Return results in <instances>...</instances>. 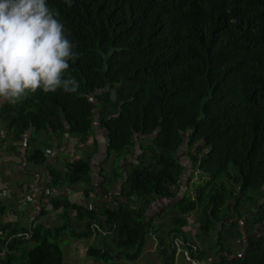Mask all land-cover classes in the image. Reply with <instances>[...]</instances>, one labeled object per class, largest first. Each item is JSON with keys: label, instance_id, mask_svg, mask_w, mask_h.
Returning <instances> with one entry per match:
<instances>
[{"label": "trees", "instance_id": "obj_1", "mask_svg": "<svg viewBox=\"0 0 264 264\" xmlns=\"http://www.w3.org/2000/svg\"><path fill=\"white\" fill-rule=\"evenodd\" d=\"M47 3L81 54L65 73L79 88L0 103V167L14 172L2 156L20 146L10 142L26 141V161L35 166L46 164L44 149L60 142L85 157L48 163L49 181L36 203L32 196L19 202L17 191L12 196L0 182V264H65L71 252L60 243L90 238L86 261L134 264L154 233L163 264H174L175 239L195 245L184 231L191 212L196 239L206 245L195 254L188 248L192 261L210 264L206 251H213L218 260L211 264H264V0ZM95 122L108 134L113 173L103 171L105 162L91 167L99 148ZM28 132L34 135L25 140ZM87 140L92 144L78 153ZM195 171L202 181H190ZM64 184L69 194L93 196V208L69 195L49 196ZM161 198L171 200L166 209L174 214L167 239L148 215ZM52 211L60 222H36Z\"/></svg>", "mask_w": 264, "mask_h": 264}, {"label": "clouds", "instance_id": "obj_2", "mask_svg": "<svg viewBox=\"0 0 264 264\" xmlns=\"http://www.w3.org/2000/svg\"><path fill=\"white\" fill-rule=\"evenodd\" d=\"M64 3L71 8L74 0ZM58 16L47 0H0V103L22 102L38 90H78L65 73L81 54Z\"/></svg>", "mask_w": 264, "mask_h": 264}, {"label": "rangeland", "instance_id": "obj_3", "mask_svg": "<svg viewBox=\"0 0 264 264\" xmlns=\"http://www.w3.org/2000/svg\"><path fill=\"white\" fill-rule=\"evenodd\" d=\"M96 114H97V110H96ZM94 124H96V122ZM95 127H99V125L97 126V124H96ZM45 142H46V140H45ZM35 144L38 146V148L42 149L43 148L42 146L45 143L41 144L40 141H38ZM59 144H63V143L60 142ZM70 144L71 143H67L66 145L68 147H71L72 144L71 145ZM91 144H92L91 140H87L86 145H83L84 147H82L81 144H78L76 146L77 150H78V153L80 152L81 148H85V147H87V146H89ZM30 145H31V143L29 144V146ZM90 149H86L85 151H90ZM98 152H99V154L96 157L93 158L94 162H97L99 157H103L105 155V153H106L105 147L99 146ZM44 153L49 154V150L44 151ZM8 155L9 154L7 152L5 154L4 153L2 154V156H4L3 158L5 160H6V158H8ZM183 155H184V153H183ZM74 156L82 157V158L85 157V156L77 155L76 153H74ZM62 157H64V156H62ZM70 157L72 158L71 155H67L65 157L67 160H64L65 158L64 159H60V161H61L60 165H63L64 162L67 163L68 161H71ZM183 161H185V158H183ZM0 162L3 164L2 160H0ZM104 162L106 164L104 166V170L103 171L106 172V173H111V172L113 173V169L111 167V164H114V163L112 162V159L111 158H106V160ZM65 165L63 166L64 168H65ZM188 165H190L189 162H188ZM29 167L32 168L30 170L40 171V174L42 175L43 170L40 169L41 168L40 166L37 167L35 165L29 164ZM63 169H61V170L59 169V170L62 172ZM189 175H190V173L188 172L186 174L185 182L187 181V177L189 178ZM94 176L96 177L97 175L94 174ZM202 176L199 175L198 171H195L193 177L190 178V181H192V180L193 181H195V180L202 181L204 179ZM27 180H30V178L27 177ZM5 181H8L9 188H10L14 184V182L15 181H19V179L17 177H14V175H12V174H7L6 172L4 173L3 170L0 167V182L3 185V182H5ZM82 186H84V185L82 183H80V182L75 184L76 188H80ZM41 187L43 189V185H41ZM61 188H62L61 190L53 189L50 192L49 196H52L53 194L69 195V198L72 201L78 202L79 204H82L83 206H85L88 209L93 208V202H91L90 199L83 198L81 196V192H82L81 190H79L80 191L79 193H78V191H76V192H73V194H69V187H67L66 184H64ZM185 188H186V186H184L182 188V190L180 191V193L178 195L179 197H181V195L183 194V191L185 190ZM45 192H49V191L45 190ZM21 194L17 195V199H19V196ZM43 200H44V202L49 204V197H45ZM158 200H160V201H158ZM158 200L153 201L152 204L149 205L148 215L150 217L154 218V225L156 226L157 229H159V235L161 237H163V239H167V235L170 232V230L175 228V223L173 221V215L174 214H173L172 208L170 207V208L166 209L167 206H171V200L169 198H163V200L161 198V199H158ZM132 202L134 203V198L132 199ZM163 203H164V205H163L164 207L162 206ZM41 208H42V206H41ZM46 208L49 211H51V209L49 208V205H47ZM165 209H166V211L164 212L163 210H165ZM18 211H20V210H18ZM27 211H30V208H27ZM39 211H40V209H38L36 212L39 213ZM161 212H162V214H161ZM11 213H12V211H11ZM58 213L59 212H57V211H52V212L48 213L47 216L44 217L43 219H37V222H41L42 221L45 224H52V223L56 224V223L60 222V217H59ZM13 214H16V212L13 213ZM69 214L72 217L74 216V212H69ZM26 215L27 214H24V215H22L20 217V215L17 214L18 220L22 221L23 223H25L27 221L26 220ZM12 217H13V215H12ZM2 218H3V220H7L8 217L4 218L2 216ZM196 218H197V214L194 213V212H191L188 215L187 224L184 226V231L187 234L189 240L194 241L195 245H193V247H191L190 242L184 243L181 238L175 239L174 240V246L176 248V255H175V263L174 264H203V262H201V261L200 262L192 261V258L190 257V251H189V249H191V252L195 254L197 250L202 251L203 246H206V245L200 244L197 241V239H196V234L198 232V229H197V223L198 222H197ZM80 224H81V226H83V223H80ZM219 228H220V226H219ZM156 237H158V234L154 233L152 235V237H150V238H148L146 240V243H147L146 244V249L142 253L141 257L136 261L137 264H163V260H162V257L160 255V252H158V243H157ZM244 238H246V237H244ZM89 240L93 241L92 238H90ZM82 242H83L84 245L86 244V240H84ZM183 245H184L185 248L182 247ZM238 245H239L238 242L231 241L230 249L232 251H239ZM60 246L62 247V250L65 251V254L70 253V252L74 253L76 251L75 250V245H72V243H70L69 247H65L66 245L64 243H60ZM84 253H85L84 249L81 250L80 254H81L83 259L85 257ZM206 253H207V255H206L207 256V260L206 261L209 262L210 264L212 262H215V261L218 260V258H215L213 251H206ZM71 257L75 258V259H78V260H76L74 262L73 259H70V262L68 264H80L79 258H81V257H78L77 255H71ZM125 263H128V262H123V264H125ZM65 264H67V259L66 258H65ZM81 264H91V263L84 262V263H81Z\"/></svg>", "mask_w": 264, "mask_h": 264}, {"label": "crops", "instance_id": "obj_4", "mask_svg": "<svg viewBox=\"0 0 264 264\" xmlns=\"http://www.w3.org/2000/svg\"><path fill=\"white\" fill-rule=\"evenodd\" d=\"M93 126H94V136H93L94 139H96L99 146L105 147V149H106L105 155L103 157H100V159L98 158L97 162H94L93 158L99 154L98 151H97V154H94L92 159H91V167L92 168H99V165L101 164V162H104V159L107 157L108 134L105 131V129H100L99 127H95L96 124H93ZM32 135H34V134H31V132H28L25 135V140H28L30 138V136H32ZM43 135L44 134H37V136H39V137H41ZM0 137H1V139L3 138L1 133H0ZM62 143L63 144L58 143L60 147L56 146V148H53L52 150L44 149V151L49 150V153H51V154L44 153V155H49L48 159L46 160L47 163L45 162L46 164L37 166V167L40 166L41 167L40 169L43 170L42 175L40 174V171L30 170L32 168L29 167V163H27V161H26L27 159L25 157V155L27 153L26 141L21 142V143H16V142H10L9 143V144H13L14 148L20 144V146L17 149L9 151L8 158H6L7 162H11L10 166H13V171H14V172H10L9 174H12V175H14V177H17L19 179V181H15L14 184L10 187L12 196L14 195V193L16 191H17L18 195L22 193L21 197L19 196V200H18L19 202H22L23 200H25L26 198H29L31 196L34 198V203H36L39 200V195L42 191L41 185L46 184V181H49V179L46 180V177L48 174L46 172V169H47L46 166L48 163L55 161V159H57V160L64 159L67 155H71L72 158L76 157V156H74L75 152L71 150V147H68L66 145L68 142H66V143L62 142ZM7 145H8V143H7ZM7 145H6V147H7ZM87 152H90V151H87ZM62 156H64V157H62ZM72 158L70 157L71 160H72ZM15 163L17 164V166L13 165ZM1 168H2V166H1ZM27 177L30 178V180H27ZM48 177H50V175H48ZM99 180H100L99 178H95L93 184H96ZM5 182H8V181H5ZM79 190H78V193L80 192ZM83 198L90 199L91 202L94 201L93 196L83 197ZM9 213H10V211H8L5 215L6 216L9 215ZM3 217L5 218V216H3ZM82 241H84V239L71 242L72 245H75V250H76L74 253H71V255H77L78 257H81V258H79L80 264L84 263V262H88L82 258L80 252L83 249L85 251L86 248L89 247V245H90L89 239H86L85 245L83 244ZM66 259H67V264L70 262V259H73L74 262L76 260H78V259L72 258L71 256L69 258H66ZM88 263H91V262H88ZM125 264H129V263H125ZM135 264H137V263H135Z\"/></svg>", "mask_w": 264, "mask_h": 264}]
</instances>
